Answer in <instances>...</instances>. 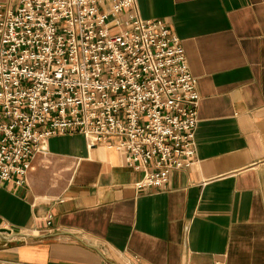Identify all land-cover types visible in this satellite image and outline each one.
<instances>
[{"label": "crops", "instance_id": "obj_1", "mask_svg": "<svg viewBox=\"0 0 264 264\" xmlns=\"http://www.w3.org/2000/svg\"><path fill=\"white\" fill-rule=\"evenodd\" d=\"M135 2L197 81L194 164L138 190L112 147L46 139L26 186L0 184V264H264V0Z\"/></svg>", "mask_w": 264, "mask_h": 264}, {"label": "built area", "instance_id": "obj_2", "mask_svg": "<svg viewBox=\"0 0 264 264\" xmlns=\"http://www.w3.org/2000/svg\"><path fill=\"white\" fill-rule=\"evenodd\" d=\"M196 87L178 37L140 18L135 0H9L0 9V184L26 186L43 141L80 134L88 147L122 153L142 174L136 189L164 191L195 162Z\"/></svg>", "mask_w": 264, "mask_h": 264}]
</instances>
